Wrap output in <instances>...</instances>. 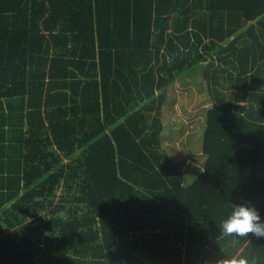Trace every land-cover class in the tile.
<instances>
[{
  "label": "trees",
  "instance_id": "1",
  "mask_svg": "<svg viewBox=\"0 0 264 264\" xmlns=\"http://www.w3.org/2000/svg\"><path fill=\"white\" fill-rule=\"evenodd\" d=\"M185 63L212 102L188 184L161 150ZM230 204L264 223V0H0V264H264Z\"/></svg>",
  "mask_w": 264,
  "mask_h": 264
},
{
  "label": "rangeland",
  "instance_id": "2",
  "mask_svg": "<svg viewBox=\"0 0 264 264\" xmlns=\"http://www.w3.org/2000/svg\"><path fill=\"white\" fill-rule=\"evenodd\" d=\"M203 65L204 63L190 68L188 63H185L187 70L176 74L175 81L167 89L166 101L162 107L164 130L161 134V150L169 154L172 162L184 176L186 184L197 176L198 169L203 167L205 161L202 151L205 111L212 102L207 92L206 81L200 74ZM200 84L202 90L199 89ZM226 92L230 96L231 89ZM57 202L58 198H55V203ZM52 207L54 205L39 211L34 217L45 215L48 219ZM62 215L65 216L66 212ZM31 220L32 217H27L25 222Z\"/></svg>",
  "mask_w": 264,
  "mask_h": 264
},
{
  "label": "clouds",
  "instance_id": "3",
  "mask_svg": "<svg viewBox=\"0 0 264 264\" xmlns=\"http://www.w3.org/2000/svg\"><path fill=\"white\" fill-rule=\"evenodd\" d=\"M230 215L222 220L220 232L224 237L245 238L249 234L256 238H264V223L261 222L258 211L249 205L230 204ZM214 264H255V260L233 255L215 259Z\"/></svg>",
  "mask_w": 264,
  "mask_h": 264
},
{
  "label": "crops",
  "instance_id": "4",
  "mask_svg": "<svg viewBox=\"0 0 264 264\" xmlns=\"http://www.w3.org/2000/svg\"><path fill=\"white\" fill-rule=\"evenodd\" d=\"M11 127V126H10ZM28 126H26V125H23L22 124V126L19 124L16 128H13V127H11L12 129H8L7 131L9 132L8 133V135H7V138L11 141V137H13V139L15 138V137H17L19 140L21 139V135H23V133L22 132H26L27 131V128ZM13 132V133H12ZM28 133V132H27ZM24 136V139L27 137V134L25 135H23ZM13 142V141H12ZM14 142H16V141H14ZM6 149H7V152L9 151V146L8 145H6ZM192 182V181H191ZM190 182V183H191Z\"/></svg>",
  "mask_w": 264,
  "mask_h": 264
},
{
  "label": "water",
  "instance_id": "5",
  "mask_svg": "<svg viewBox=\"0 0 264 264\" xmlns=\"http://www.w3.org/2000/svg\"><path fill=\"white\" fill-rule=\"evenodd\" d=\"M199 88H200V90H202V89H203V87H202V84H200V87H199Z\"/></svg>",
  "mask_w": 264,
  "mask_h": 264
}]
</instances>
